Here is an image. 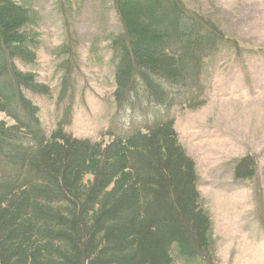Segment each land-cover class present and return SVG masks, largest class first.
<instances>
[{
	"label": "trees",
	"instance_id": "1",
	"mask_svg": "<svg viewBox=\"0 0 264 264\" xmlns=\"http://www.w3.org/2000/svg\"><path fill=\"white\" fill-rule=\"evenodd\" d=\"M115 5L116 109L153 113L142 129L101 143L41 127L25 91L48 88L15 62L35 60L36 40L22 29L29 10L0 0V112L12 120H0V264H174L172 247L184 264L209 257L211 220L169 110L187 101L227 38L180 0ZM249 162L236 176L250 175Z\"/></svg>",
	"mask_w": 264,
	"mask_h": 264
},
{
	"label": "rangeland",
	"instance_id": "2",
	"mask_svg": "<svg viewBox=\"0 0 264 264\" xmlns=\"http://www.w3.org/2000/svg\"><path fill=\"white\" fill-rule=\"evenodd\" d=\"M13 1L29 10L22 29L36 40L35 60L15 62L48 88L46 95L25 91L46 134L62 127L108 143L142 129L153 107L118 111L113 96L111 44L123 31L115 0ZM180 1L227 38L204 60L187 101L169 110L195 164L199 206L211 220L209 257L198 264H264V0ZM0 120L12 123L3 112ZM244 158L250 175L236 176ZM172 248L174 264H184Z\"/></svg>",
	"mask_w": 264,
	"mask_h": 264
}]
</instances>
